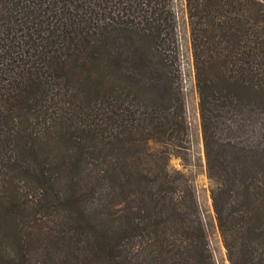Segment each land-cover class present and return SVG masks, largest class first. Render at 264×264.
<instances>
[{"label":"trees","instance_id":"16d2710c","mask_svg":"<svg viewBox=\"0 0 264 264\" xmlns=\"http://www.w3.org/2000/svg\"><path fill=\"white\" fill-rule=\"evenodd\" d=\"M186 6L217 227L264 264V0ZM176 25L172 0H0V264H215L168 166Z\"/></svg>","mask_w":264,"mask_h":264},{"label":"rangeland","instance_id":"374dc122","mask_svg":"<svg viewBox=\"0 0 264 264\" xmlns=\"http://www.w3.org/2000/svg\"><path fill=\"white\" fill-rule=\"evenodd\" d=\"M172 8L177 23V55L183 99L184 130H180L175 136L173 145H168L170 149L168 166L185 175L195 189L215 264H229L211 199L212 182L207 173L186 0H172ZM149 146L151 149L165 147L164 144L152 142Z\"/></svg>","mask_w":264,"mask_h":264}]
</instances>
